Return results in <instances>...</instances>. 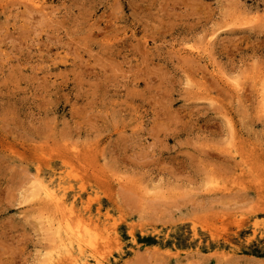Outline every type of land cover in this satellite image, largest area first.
I'll use <instances>...</instances> for the list:
<instances>
[{"label":"rangeland","instance_id":"374dc122","mask_svg":"<svg viewBox=\"0 0 264 264\" xmlns=\"http://www.w3.org/2000/svg\"><path fill=\"white\" fill-rule=\"evenodd\" d=\"M263 83L264 0H0V264L40 183L106 263L264 264Z\"/></svg>","mask_w":264,"mask_h":264},{"label":"bare ground","instance_id":"6f19581e","mask_svg":"<svg viewBox=\"0 0 264 264\" xmlns=\"http://www.w3.org/2000/svg\"><path fill=\"white\" fill-rule=\"evenodd\" d=\"M30 1L32 2V0ZM32 4L38 10L42 8V4L39 1H33ZM263 84H261V88L258 90V97L263 108V110H260L264 113ZM36 187L38 189L33 192L32 197L43 201L46 206L52 207L57 215L60 206L63 209V211L60 210V215L56 219L49 217H45L46 219H44L48 235L52 241V246H50L51 252L48 254L49 261L56 264H109L98 256L96 233L93 231L91 224L80 218L74 219L72 217V210L64 206L63 197L57 193L53 184L40 183Z\"/></svg>","mask_w":264,"mask_h":264}]
</instances>
